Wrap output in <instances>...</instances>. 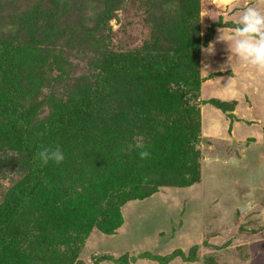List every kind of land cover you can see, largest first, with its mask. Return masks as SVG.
<instances>
[{
  "label": "rangeland",
  "instance_id": "374dc122",
  "mask_svg": "<svg viewBox=\"0 0 264 264\" xmlns=\"http://www.w3.org/2000/svg\"><path fill=\"white\" fill-rule=\"evenodd\" d=\"M182 2L156 0L151 24L146 0H0V42L19 51L17 109L30 131L47 124L73 95L99 88L107 52L139 48L152 31L163 47H177L187 37L199 47V88L192 102L200 117V181L127 201L121 224L109 232L92 228L73 260L42 261L36 253L24 258L16 251L27 248L29 237L4 264H119L111 257L162 264L148 258L131 262L130 256L173 252L163 264H264V72L236 60L227 41L217 39L219 30L225 37L234 32L244 8L264 12V0H234L224 10L213 0H197L191 3L197 12H180ZM172 21L181 33L170 32ZM157 24L165 25V33L157 32ZM209 44L212 54L203 51ZM88 122L81 116L64 129L75 133ZM93 132L86 139L68 136L69 165L59 187L76 201L93 175L106 174L105 163L127 150L111 130L104 136ZM61 139L54 134L49 148L59 147ZM9 153L0 150V201L22 173L20 159Z\"/></svg>",
  "mask_w": 264,
  "mask_h": 264
},
{
  "label": "trees",
  "instance_id": "16d2710c",
  "mask_svg": "<svg viewBox=\"0 0 264 264\" xmlns=\"http://www.w3.org/2000/svg\"><path fill=\"white\" fill-rule=\"evenodd\" d=\"M155 1L145 3L151 24ZM182 1L180 12H197L191 6L197 0ZM164 26L155 25L159 34L165 33ZM170 32L181 33L178 24L173 23ZM151 33L139 48L105 53L96 81L99 88L73 95L47 124L32 131L17 109L19 51L0 42V150L17 155L22 169L0 201V264L15 259L13 249L29 237L27 248L16 251L24 258L36 253L42 261L73 260L92 228L109 232L121 224L120 208L127 201L147 198L160 187H186L200 181V117L192 102L199 88L198 41L187 37L180 43L177 38L179 46L163 47L156 31ZM81 116L88 118V127L76 130V137L86 139L96 135L94 130L104 136L111 130L127 150L112 164L105 159L106 174L93 175L76 201L64 194L59 183L69 165L68 136L75 134H67L64 128ZM57 133L64 160L42 165L38 152L49 148L50 138ZM144 151L149 155L142 159L139 154ZM174 255L141 253L130 256V261L148 258L163 264ZM178 255L183 257L181 251ZM111 260L127 264L122 258Z\"/></svg>",
  "mask_w": 264,
  "mask_h": 264
},
{
  "label": "clouds",
  "instance_id": "9594fccd",
  "mask_svg": "<svg viewBox=\"0 0 264 264\" xmlns=\"http://www.w3.org/2000/svg\"><path fill=\"white\" fill-rule=\"evenodd\" d=\"M233 0H225L226 7H231ZM217 37L220 41H227L231 55L239 61H243L255 68L258 72H264V12L254 6L242 10L237 20L234 32L225 37L219 30ZM208 54L214 51L209 44L204 49ZM143 159L149 155L147 151L141 152ZM38 159L42 165L49 162L60 164L64 160V154L59 147L42 148L38 152Z\"/></svg>",
  "mask_w": 264,
  "mask_h": 264
},
{
  "label": "water",
  "instance_id": "95a60500",
  "mask_svg": "<svg viewBox=\"0 0 264 264\" xmlns=\"http://www.w3.org/2000/svg\"><path fill=\"white\" fill-rule=\"evenodd\" d=\"M234 1V0H233ZM213 5L219 9V10H224L226 9V4H225V0H213ZM247 207L243 206V207H239V213H243V211L246 209Z\"/></svg>",
  "mask_w": 264,
  "mask_h": 264
}]
</instances>
